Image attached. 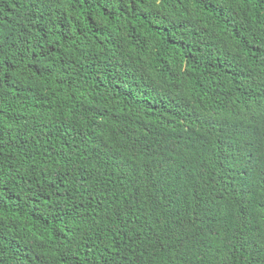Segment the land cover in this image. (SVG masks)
<instances>
[{
  "label": "trees",
  "instance_id": "trees-1",
  "mask_svg": "<svg viewBox=\"0 0 264 264\" xmlns=\"http://www.w3.org/2000/svg\"><path fill=\"white\" fill-rule=\"evenodd\" d=\"M0 264H264V0H0Z\"/></svg>",
  "mask_w": 264,
  "mask_h": 264
}]
</instances>
